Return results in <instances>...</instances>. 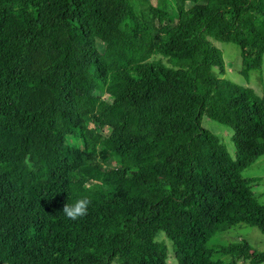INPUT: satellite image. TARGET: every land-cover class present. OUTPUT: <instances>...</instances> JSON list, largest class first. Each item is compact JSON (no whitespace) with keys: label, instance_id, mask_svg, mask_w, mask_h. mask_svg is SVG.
I'll list each match as a JSON object with an SVG mask.
<instances>
[{"label":"trees","instance_id":"obj_1","mask_svg":"<svg viewBox=\"0 0 264 264\" xmlns=\"http://www.w3.org/2000/svg\"><path fill=\"white\" fill-rule=\"evenodd\" d=\"M162 1L0 0V264H213L222 227L264 234L242 177L264 157V95L217 76L213 44L240 50L246 82L261 71L264 0ZM211 100L235 159L203 127Z\"/></svg>","mask_w":264,"mask_h":264},{"label":"rangeland","instance_id":"obj_2","mask_svg":"<svg viewBox=\"0 0 264 264\" xmlns=\"http://www.w3.org/2000/svg\"><path fill=\"white\" fill-rule=\"evenodd\" d=\"M153 4H158L163 7V1L153 0ZM188 7H191L189 5ZM214 46L221 51L223 55L224 75L219 71L216 75L240 87H248L254 91L259 98L264 95V60L261 71L250 73L249 80H246L241 75L242 63L240 50L233 46L222 44L213 41ZM222 76V77H221ZM206 118L203 121V127L216 135L224 146L227 148L230 155L235 159V149L232 142V132L225 126L219 123L222 113V106L214 100H211L207 106ZM139 118H144L145 113L140 112ZM244 180H258L250 184L258 203L264 206V157L260 158L254 165L242 173ZM163 237L165 243L169 247V251H173L171 245L166 241L164 233H161L159 238ZM158 238V240H159ZM248 245L258 252H264V234L257 228L244 224L230 223L222 227L216 235L212 237L208 244V255L213 264H232L231 254L229 252L236 246ZM210 251L212 253H210ZM168 264H176L175 259L169 255ZM209 262V259H207ZM238 264H249L239 262Z\"/></svg>","mask_w":264,"mask_h":264},{"label":"clouds","instance_id":"obj_3","mask_svg":"<svg viewBox=\"0 0 264 264\" xmlns=\"http://www.w3.org/2000/svg\"><path fill=\"white\" fill-rule=\"evenodd\" d=\"M90 201L85 197L75 201L71 205H64L63 214L71 219L76 220L78 217H82L87 214Z\"/></svg>","mask_w":264,"mask_h":264}]
</instances>
